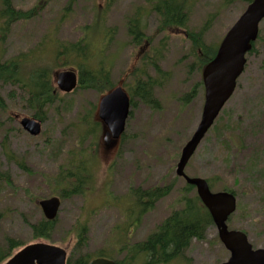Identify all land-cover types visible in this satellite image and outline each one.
<instances>
[{
  "label": "rangeland",
  "instance_id": "1",
  "mask_svg": "<svg viewBox=\"0 0 264 264\" xmlns=\"http://www.w3.org/2000/svg\"><path fill=\"white\" fill-rule=\"evenodd\" d=\"M40 1L13 0V5L16 10L27 12ZM69 2L49 0L36 17L16 23L6 39L0 40V62L32 51L25 58L28 65L49 59L53 55L55 41L63 44L78 42L83 37V28L94 23L96 12L100 9L104 28L113 33L104 53L109 57L108 61H112V80L115 84L123 81L125 89L131 94L133 87L128 76L136 67H142V55L138 56L140 47L135 48L131 44L127 24L137 15H143L142 25L146 34H154L159 19L151 11L147 0H76L66 12ZM191 2L188 28L160 34L146 48L145 54L157 60L167 74L163 84L154 92L160 108L153 109L139 97H133L134 105L131 106L120 146L114 148L105 140L101 142L97 154L100 161L98 185L108 183L114 200L102 191L86 198L62 200L59 224L51 244L66 249L69 256L89 253L95 258L106 251V254L112 252L115 260H121L127 255L126 252L119 254L117 249L122 240V227L126 225L124 206L131 188L174 185L172 192L156 204L141 225L129 231L130 243L144 241L174 209L182 206L178 201L186 183L176 176V166L183 147L200 123L205 101L202 73L192 68V41L187 32L199 33L213 19L205 32L204 42L219 45L247 7L238 0ZM2 24L0 19V27ZM260 33L262 39L256 42L254 53L248 55L245 73L225 106L218 127L206 136L185 170L190 177L211 179L213 192H220L224 187L235 190L238 209L228 222L229 229L246 232L255 248H264V167L261 168V161H256L257 156L264 161V21ZM91 39L95 44L100 43L102 36L99 34ZM94 47L95 58H98L102 46ZM66 69H74V65L70 63ZM146 70L151 77L159 76L150 66ZM194 87L195 97L184 104L182 99ZM10 91L11 86H0V93L8 105L6 95ZM67 97L72 99L73 108L59 112L52 110L42 122L43 131L54 129L53 137L61 144L56 160L44 149L45 142L41 136L34 138L25 131H18L21 120L33 118L32 115L14 105L7 111H0L2 247L6 245V237L26 245L35 243L29 225L44 217L38 201L51 197L45 177L55 175L70 152L81 150L78 146L80 132L88 129L82 119L92 104L98 105L100 95L95 90L85 89L75 90ZM226 123H229L227 127L224 126ZM89 127L92 128V125ZM223 141L231 146L230 163L225 160L228 151ZM88 144L89 141L85 142L83 147ZM108 200L110 203L107 204ZM247 211L250 213L247 214ZM84 222L88 225L87 245L75 249L76 229L79 223ZM228 258L229 252L220 242L217 228L212 226L206 241H195L183 257L171 264H219ZM144 263L143 257L133 264Z\"/></svg>",
  "mask_w": 264,
  "mask_h": 264
},
{
  "label": "trees",
  "instance_id": "2",
  "mask_svg": "<svg viewBox=\"0 0 264 264\" xmlns=\"http://www.w3.org/2000/svg\"><path fill=\"white\" fill-rule=\"evenodd\" d=\"M75 1L70 0L65 9L66 12L70 10L69 8ZM238 1L248 5L253 0ZM48 2L49 0H41L34 9L24 12L15 9L13 0H0V19L3 20L0 27V40L6 39L16 23L36 17ZM191 3V0H147L151 11L158 17L159 23L154 34L148 36L145 27L142 25L143 15H137L130 19L127 24V31L131 44L135 48L142 47L144 43L152 45L154 38L160 34L171 33L177 29H187ZM102 15L101 10L98 9L94 23L83 28V37L78 42L63 44L55 41L53 55L49 59L44 58L40 62L28 65L25 58L32 54V51L17 58L0 62V86H11V91L6 95L9 105L0 93V111H7L11 105H14L28 115H32L34 119L44 122L47 113L52 110L59 112L72 109V99L59 91L53 79L57 70L67 68L70 63L79 72L80 86L77 90L91 89L99 95H103L113 89L117 84L112 80V61H108L109 57L104 54L113 33L104 28ZM212 21L213 19H210L204 30L199 33L187 32L188 38L192 41L190 51L191 57L194 58L192 68H196L199 72H202L217 52V45H207L204 42L205 32L210 28ZM99 34H101L102 40L95 44L91 38ZM261 34L258 41L262 39ZM44 43L45 41L39 47L43 46ZM95 45L102 46V50L97 51L101 53L98 58H95L94 55ZM255 47L256 43L253 44V50L250 54L254 53ZM140 65L142 67H136L128 76L131 78L130 85L133 87L130 95L132 106L134 105L133 97H139L153 109H158L160 108L159 101L155 99L154 92L163 84V79L167 74L162 70L157 60L148 57L146 54L141 57ZM148 66L158 73L157 78L151 77L147 73ZM201 85L203 86L202 80ZM124 86L126 85L124 84ZM195 94L196 87L182 99L183 103L185 104L190 98H194ZM95 112L96 106L92 104L91 109L86 112V116L82 119L85 123L84 127H88V129L84 132L82 129L80 132L78 146L81 147V150L70 152L65 163L58 167V172L53 176L45 177V181L51 190V196H58L64 201L75 197L86 198L88 195L102 191L114 200L111 192H109L108 183H102V186L98 185L97 173L100 161L97 154L101 145V125L94 119ZM220 121L221 118L216 121L213 131L218 127ZM90 124L92 128L89 127ZM228 125L229 123H226L224 126L227 127ZM18 131L24 133L22 128H19ZM54 135V129L46 128L42 132L41 138L45 142L44 149L48 150L52 158L56 160L57 152L61 151V144L54 139ZM87 141L89 144L84 148L83 145ZM223 143L228 151L225 160L230 163L229 148L231 146L227 141H223ZM256 161L258 163L261 161V168L264 167V161L261 157L257 156ZM208 181L213 187V181L211 179ZM173 186L169 184L147 189L131 188L127 205L124 206L126 225L122 227L124 228L123 235H121L122 240L117 249L119 254L126 252L127 255L121 260H115L112 252L106 254V251H103L96 257L107 258L117 264H133L143 257L144 264H171L183 257L195 241H206L208 230L213 226V221L196 192L194 193V187L189 185L180 191L178 203H182L181 208L174 209L144 241L137 243L128 241L129 231L134 226L139 227L141 225L144 217L154 211L156 204L172 192ZM223 191L233 193L236 196L235 190L228 187H224ZM192 192L193 194H191ZM108 203H110L109 200ZM243 212H245L244 209ZM246 213L250 212L247 211ZM58 224V218L54 221H48L43 216L36 223L30 224L29 229L33 241L52 243ZM87 235L88 225L85 222L79 223L76 229L77 243L75 249H81L87 245ZM4 243H6L5 247L0 245V264H4L17 250L26 245L22 241L10 237H6ZM93 259L94 257L89 253L79 255L73 253L68 257L67 264H89Z\"/></svg>",
  "mask_w": 264,
  "mask_h": 264
},
{
  "label": "water",
  "instance_id": "3",
  "mask_svg": "<svg viewBox=\"0 0 264 264\" xmlns=\"http://www.w3.org/2000/svg\"><path fill=\"white\" fill-rule=\"evenodd\" d=\"M263 20L264 0H253L228 30L215 57L203 69L205 102L201 120L182 149L176 169L178 177L184 178L188 185L197 189L198 197L208 209L218 230L220 241L230 253L229 259L222 264H264V249L254 250L245 233L229 229L227 222L237 209L236 197L228 192H212L206 180L187 176L185 169L233 96L237 81L245 70L246 56L258 39L259 26ZM55 82L60 91L66 94L72 93L79 85L78 75L73 70L56 73ZM130 107L131 98L122 85L101 96L96 119L103 126L102 141H107L110 147H118L125 132ZM20 125L32 137H38L42 133V123L37 120L24 118ZM38 204L46 220L57 219L62 206L59 197L43 199ZM67 259L65 249L39 242L23 247L4 264H67ZM89 264L117 263L106 258H97Z\"/></svg>",
  "mask_w": 264,
  "mask_h": 264
}]
</instances>
